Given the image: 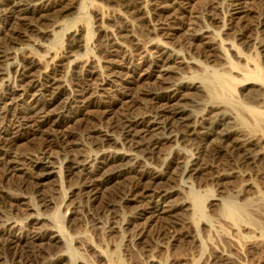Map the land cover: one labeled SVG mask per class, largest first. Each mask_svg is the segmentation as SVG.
Wrapping results in <instances>:
<instances>
[{"label": "bare ground", "instance_id": "6f19581e", "mask_svg": "<svg viewBox=\"0 0 264 264\" xmlns=\"http://www.w3.org/2000/svg\"><path fill=\"white\" fill-rule=\"evenodd\" d=\"M214 1L99 0L93 8L94 30L78 20L66 23L74 10H80V0H0V264H6L9 258L12 264H65L68 259L56 249L49 252L39 247L40 242L48 240L53 248L60 238L49 220L31 216L21 225L9 222L5 214V209H10L18 216L31 215L37 208L28 196L13 191L31 193L39 206H49L55 192L49 184L58 173L55 164L62 158L63 182L69 187L65 203L68 231L76 229L78 221L83 222V206H87L89 217L85 219H90L93 228L97 226V234L101 223L110 224L104 231L107 236H115L122 229L131 231L130 241L144 258L130 264H185L175 258L165 262L159 258L171 247L180 249L198 243L187 213L192 212L195 224L194 217H200L201 222L206 194L202 197L194 191L192 195L183 192L178 184L182 176L197 178L200 184L212 185L218 192L229 183L241 185L235 190L241 198L246 191L258 190L249 181L248 171L258 166L264 169V0H228L223 31L232 34L231 43L215 39L206 29L221 23L220 9ZM103 4L110 9H101ZM107 10L106 14L99 13ZM222 13L225 15V11ZM178 14L185 15L184 19L179 20ZM132 19L144 28V41L160 35L174 47L151 45L149 58L150 51L140 45L142 36L134 32ZM174 19H178L175 27ZM87 28L96 32L93 43L102 59L104 76L96 58L76 59L89 48L90 40H86L94 37ZM178 32L182 34L180 40ZM63 33L67 34L63 35L67 43L60 52L36 43L45 37L58 38L60 43ZM123 41L128 45L130 41L135 53L125 51ZM30 43L36 52L30 49L16 53L17 48ZM178 47H185L190 56L194 53L209 62L220 61L223 66L180 80L178 76L184 70L198 67V63L181 57L174 49ZM251 47L253 55L246 53ZM38 50L43 52L41 56ZM136 57L140 63L128 65ZM68 68L72 71L71 83L78 89L67 86ZM117 74L129 79L122 90L115 85ZM237 94L241 99L235 98ZM105 121L106 130L96 127ZM113 131L122 134L121 144L109 134ZM171 144L191 147V153L174 147L172 157L163 160L162 151ZM106 146L114 149L103 150ZM118 146L135 153H120ZM147 161L163 166L155 163L152 167ZM259 176H263L261 172ZM6 185L9 191L3 188ZM184 193L191 196L184 198ZM216 195H207L209 202L206 196L209 207L220 206L215 213L222 212L239 229L254 231L248 224L252 222L243 223V219H264L259 209H252L257 216L252 219L246 205ZM258 199L264 201V192ZM124 211L131 215L122 228L115 226ZM228 220L226 225L230 224ZM206 222H202L203 229ZM234 224L230 225L233 230ZM259 226L257 230L263 228ZM259 232L260 237L255 232V238L250 236L254 239L249 244L251 254L264 253V232ZM86 250L94 254L97 264H108L101 250L91 244ZM127 252L130 258L133 251ZM215 254L206 264H242L230 254Z\"/></svg>", "mask_w": 264, "mask_h": 264}, {"label": "rangeland", "instance_id": "374dc122", "mask_svg": "<svg viewBox=\"0 0 264 264\" xmlns=\"http://www.w3.org/2000/svg\"><path fill=\"white\" fill-rule=\"evenodd\" d=\"M80 1H82V6L80 7L79 5V8H80V10L78 9V11L77 10H74V12L72 13L73 15H70L69 17H68V19L66 20V23H69L70 21L71 22H73L74 20L75 21H79L80 23H84V24H87L88 26L90 25V27L91 26H93L92 28H94V30H95V17L96 16H94V14H95V9H93L94 8V6L95 5H97L98 3H99V0H80ZM97 1V2H96ZM228 0H215L214 1V3H216L217 5H218V8L220 9V11H219V19H220V24H216V25H214V26H206V29H208L209 31H210V33H212V36L215 38V39H217L216 37H218V39L217 40H222V39H225L226 41H228V42H230L231 43V41L233 40V36H232V34L230 33V34H224V32H225V30L223 31V24H224V22L226 21V12H227V7H228V4L230 3V1H228ZM227 2V3H226ZM215 4V5H216ZM102 6V7H101ZM100 7H101V9H103V10H105V8L106 9H110V7L108 6V5H106V4H103V5H101ZM110 6H112V5H110ZM220 6V7H219ZM222 6V7H221ZM108 7V8H107ZM96 8V7H95ZM112 8V7H111ZM224 8V9H223ZM226 8V9H225ZM100 9V8H99ZM100 9V10H101ZM93 11V12H92ZM225 11V15H224V13H222V12H224ZM102 12H104L105 14H106V12H108V10L107 11H99V13H102ZM122 12H124V10H122ZM94 13V14H93ZM93 14V15H92ZM103 14V13H102ZM75 15L77 16V17H75ZM96 15V14H95ZM179 16V20L180 19H184V16L185 15H182V14H178ZM73 20V21H72ZM134 19H132V21H133ZM177 20L178 19H174L173 21H172V23H173V25H174V27H175V25H176V22H177ZM223 20V21H222ZM89 22V24H88V22ZM174 21H175V23H174ZM70 22V23H71ZM86 22V23H85ZM134 22V23H133ZM132 22V24H133V26H134V32L138 35V36H142V33L145 31L144 30V28L142 29V26L141 25H139V23L135 20V21H133ZM137 22V23H136ZM171 23V24H172ZM173 25H171V26H173ZM217 27V28H216ZM88 30L89 29H91V28H87ZM85 30H86V28H84V30H83V34H85ZM94 30H92V33H94V35L91 33V30H89L90 31V34L89 35H91V38L92 39H87L86 40V42L88 41V40H90V42L88 43V45H89V48L88 47H86V50L85 51H83V52H80V53H82V54H80L79 53V55H80V57H79V55L76 57V59H84V58H87V57H91L92 59H94V60H96L97 62H98V64H99V69H100V73H101V75H103V74H105L106 75V73H105V70H103L104 69V67L102 66L101 67V62H102V59H101V57H100V54L97 52L96 53V48H94V46H95V39H96V32L94 31ZM215 34H217V35H215ZM63 35H67L66 33L64 34H62V36ZM224 35V36H223ZM65 36H63V39H62V41H60V43L57 41L58 40V38L56 39V38H52V37H49L48 39L45 37V38H43L42 40H40L39 39V41H37L36 43H39L40 45H42L43 44V46H46V47H49L50 49H51V51H55V52H60L62 49H63V47H66V43H67V41H65L66 40V37ZM156 36V35H155ZM155 36H153L151 39H145V41H144V39H142L143 38V36L142 37H140V40L142 41H140L141 42V44L140 45H142L144 48H143V50H145V48H146V52L148 53L149 51H150V53H145V54H147V56L149 57V58H152V54H151V52H153L152 51V47H150L151 45H153V46H157V45H167V47H170V48H173L174 46L172 45V43L170 42V40H166V38H164L163 39V37H160V35L157 37H155ZM177 36H178V38H179V40H180V38H181V36H182V34H181V32H178L177 33ZM230 36V37H229ZM232 36V37H231ZM155 37V38H154ZM229 37V38H228ZM51 38H52V40H51ZM232 38V39H231ZM50 39V40H49ZM162 39H163V41H162ZM177 39V37H176V35H175V37H174V40H176ZM50 41H51V43H50ZM56 41L58 42L57 44L59 45H57L56 44ZM165 41V42H164ZM54 44H53V43ZM66 42V43H65ZM94 42V43H93ZM167 42V43H166ZM170 42V43H169ZM127 43V44H126ZM166 43V44H165ZM124 44H125V46H124ZM144 44V45H143ZM148 44V45H147ZM168 44H171L172 45V47L171 46H168ZM65 45V46H64ZM87 45V46H88ZM122 45H123V48L125 49V51H128V52H130V54L131 53H133L134 51H133V49H134V46L132 45V43L129 41V45H128V42L126 41V42H124L123 41V43H122ZM52 46V47H51ZM131 46V47H130ZM224 47L226 46V48H228L229 47V44H225V45H223ZM127 47H129V48H127ZM133 47V48H132ZM132 48V49H131ZM179 48H181V49H179ZM34 50L35 49V46L34 45H32L31 43L30 44H25V45H23V46H21V47H19V48H17L16 49V53H21V52H24V51H27V50ZM54 49H56V50H54ZM60 49V50H59ZM130 49V50H129ZM175 50H176V52L177 53H179V55L181 56V57H185L186 58V60H190V61H193V62H195V63H198L197 65H198V67L197 66H195L193 69L195 70H193V69H189V70H184V74L182 75H179L178 76V78L181 80V79H185V80H188V79H186V78H188L189 76H191L190 74H192L193 75V73H194V76H197V75H199V76H202V75H204L205 73L206 74H208V73H212L214 70H212V71H210L211 69H208V68H216V69H220V68H222V64H219V63H221L220 61H215V62H209V61H207L206 59H204L203 57H201V56H196L197 54H192V56H190L189 55V52L186 50V48L185 47H178V48H174ZM13 50V49H12ZM89 50V51H88ZM246 53H248V54H251L250 52H252V55L254 54V49H253V47H251L249 50L248 49H246ZM34 52H36V50H34ZM40 52H42V51H40V50H38V52L37 53H39V55L38 56H41L42 54L40 53ZM43 53V52H42ZM89 53V54H88ZM135 53V52H134ZM82 55V56H81ZM92 55V56H91ZM133 55V54H132ZM183 55V56H182ZM200 57V58H199ZM96 58V59H95ZM137 59H139V60H137ZM135 60V61H134ZM134 60L130 63V64H128V65H131V64H136L137 65V63L139 64L140 63V58L139 57H136V58H134ZM101 61V62H100ZM137 61V62H136ZM207 63V64H206ZM199 64H201V67L199 66ZM202 64L203 65H205V67L204 66H202ZM263 65L264 64H262V62H261V66L263 67ZM211 66V67H210ZM205 68V70H204V68ZM70 68V67H69ZM68 68V70H70V71H67V77H66V80H67V82H68V84H67V86L70 88V89H78V87H75L72 83H73V81H71V75H72V71H71V69H69ZM202 68V70L201 71H199L198 69H201ZM192 70V71H191ZM203 70H204V73H203ZM188 71H189V73H188ZM191 71V72H190ZM197 71V72H196ZM199 71V72H198ZM222 71V70H221ZM182 72V71H181ZM223 72V71H222ZM104 76V75H103ZM182 76H186V77H182ZM125 77V78H124ZM117 78L118 79H116L117 81L115 82V85H116V88L117 89H124V87H125V84H126V82L127 81H129V79H128V77L127 76H118V74H117ZM123 79V80H122ZM127 80V81H126ZM130 81H131V79H130ZM72 82V83H71ZM119 82V83H118ZM120 85V86H119ZM124 85V86H123ZM128 85V84H127ZM117 86H119V88L117 87ZM129 87H131V85H128ZM80 89V88H79ZM101 95L102 96H105V94H103V93H101ZM235 98L236 99H241L239 96H238V94H237V96H235ZM249 106H252L251 104H249ZM262 110H264V108H261ZM115 114V113H114ZM114 114H112L111 116H114ZM106 123V121L105 122H101V123H97V125H96V127L97 128H101L102 130H106L107 129V124H105ZM105 127V128H104ZM111 132V131H110ZM109 132V134L111 135V137H113V139H115V141L116 140H118L117 141V143H119V144H121V142H122V138H121V136H122V134L121 133H119V131L118 132H115V131H113L112 133H110ZM121 134V135H120ZM121 140V141H120ZM85 145H87L88 147H91L90 145V143H86L85 142ZM174 147H176V149H181L182 151H184V152H186L187 154H190L191 153V147H186V146H183V145H175V144H171V145H167L166 147H164L165 149H163V153L165 154H163L162 155V157H164L163 158V160H165V159H168V158H171L172 157V155L171 154H173V151L175 150H173V148ZM112 149H114L113 147H111V146H106V147H104L103 148V150H106V151H111ZM117 149V148H116ZM118 152H120V153H122V152H124V153H127L128 151H130V152H128L129 154H131V153H135L134 151H132V150H130V149H128V148H125V147H122V146H118ZM171 150V151H170ZM173 150V151H172ZM94 151V150H93ZM92 151V152H93ZM100 151V150H99ZM132 151V152H131ZM171 152V153H170ZM127 153V154H128ZM140 155V154H139ZM142 155H140V157H141ZM171 156V157H170ZM166 157H168V158H166ZM141 158H143V156L141 157ZM145 160V159H144ZM148 162V161H147ZM148 163H151L150 164V166H152V167H155V165L157 164V166H163L162 165V163H156V162H148ZM156 163V164H155ZM65 165V158H62V159H60V160H58L57 161V163L55 164V170L59 173H57V175H55L54 177H53V181L51 182V184H49V189H53L55 192H54V194H53V199H52V203H50V207L49 206H39V204L37 203V200H35L36 199V197L33 195V194H31V193H28L27 192V194L26 193H18V192H16V191H13V190H11L10 192H12V193H14V194H24V196H28L27 197V200H29V202L36 208V210L35 211H33L32 213H31V215H25V216H18L16 213H14V211H12V210H10V209H5V214H6V218L9 220V222H12V223H14V224H25V223H27L28 222V220H29V218H31V216H34V217H39V218H45V219H47V220H49V222H50V224H51V227L53 226V228H52V230L55 232V233H57V234H55V235H58L60 238H58L57 239V241H55V242H57V243H54V245H53V248L51 247V245L50 244H48L47 243V241L48 240H46V241H43V242H40V245H39V247H41L42 249H45V250H47V251H49V252H51V249H56V251L58 252V253H65V255H67V257H68V259L65 261V264H78L79 263V261L81 260V261H83L84 262V264H97L98 262H97V260H96V257H94L93 255L94 254H91V253H89V252H86L87 250H86V246H88L89 244H91V245H93L95 248H97V250L99 249V251L101 250V252H99V253H102V255H104L105 257H106V261L108 262V264H130L131 262H132V260L133 261H140V260H142L143 258H144V256H143V254H142V252L137 248V247H135V245H133L132 244V242L130 241L131 240V237H130V233H131V231L129 230H123L122 229V232H121V230H120V232H117V233H115V236L112 234V236L111 235H109V236H107V234H105L104 233V231L107 229V227L110 225V224H99V228L98 229H100V233L99 234H97L98 233V230H97V233H96V227L97 226H95V228H93L94 226L92 225V223L90 222V219L88 218V219H85L86 217H89L88 215H87V213H89L88 212V210H89V208L87 207V206H83V211H84V214L86 213V216H85V218H84V216H82L83 218H82V221L83 222H81V221H78L79 222V224L77 225V228L76 229H73V230H75V231H73L72 229L70 230L69 229V231H68V227H67V222H66V212H67V210H66V208H65V203L68 201V198H69V187H68V184H66V182L64 181L63 182V179H64V170L62 169L63 168V166ZM154 165V166H153ZM261 166H258L257 167V169L255 168V169H253V170H249L248 171V173H251V175L249 174V177H248V179H249V181H251L256 187L258 186V190H256V192H248V191H246L247 192V194H246V192L244 193V195L245 196H242V198L240 197V196H237V191L238 190H240L241 189V185H238V187H234V183H229V184H227V185H225V187L223 188V189H220V190H222V192H220V190H219V192L218 191H215V187L213 186L212 187V185H206V184H202V181H201V184L199 183L200 182V180H198L197 178H193V179H191V180H189L188 179V177H185V176H182L179 180H181V181H179V185H180V189L181 190H183V192H190V194L192 195V194H200V196H202L203 197V195L202 194H206V196L207 195H210V194H212L213 192H214V194L216 195V194H218V195H216L217 197H221V198H230L231 200H233V201H235L237 204H239V205H242V206H245L246 208H247V212L249 213V216H251V218L253 219L254 218V214H253V210L252 209H259V211L261 212V213H264V210H263V206L264 205H262L261 203H263L264 204V201H261V200H259L258 198L259 197H261L262 196V192H264V178H263V176H264V169L262 168ZM256 170H258V172L256 171ZM259 170H260V172L262 173V177H258V174H260V172H259ZM61 175H63V176H61ZM55 178V179H54ZM188 179V180H187ZM193 180V181H192ZM199 181V182H198ZM191 182V183H190ZM199 183V184H198ZM234 184V185H233ZM178 185V186H179ZM5 190H8L9 191V188H10V186H7L6 185V187H3ZM7 188V189H6ZM260 188V189H259ZM188 189H190L189 191H188ZM214 189V190H213ZM262 189V190H261ZM206 190H208V192L206 191ZM235 190H237V191H235ZM192 191H194V193L192 192ZM16 192V193H15ZM192 192V193H191ZM217 192V193H216ZM259 192H261V193H259ZM188 193H184V194H182V196L184 195V196H186V197H184V198H188V196L190 195H187ZM255 195H257L258 196V198H257V196H255ZM259 194V195H258ZM190 195V196H191ZM33 196H34V198H33ZM56 196V197H55ZM205 196V198L203 197V199L205 200L204 201V204L205 205H203L205 208H204V210H203V216L204 217H207V219L206 218H204V217H201V222L200 221H198V219L200 220V217H194V219L196 220V222H198V223H196L195 224V222L193 221V218H192V212H188L187 214L190 216V218L192 219H189L190 221H192L191 223H193L192 225H191V229H192V233H193V235H194V237H195V239L197 240V242L199 243H196V244H194V245H191L190 243H188V244H186L187 245V247H186V245H182L181 247H180V249H173L172 247L171 248H169L168 250H166L165 252H164V254H162L163 255V257L160 255V260H162V262H165V261H167V259H169L168 261H170V260H173L174 258V261H177V262H181V263H185V264H206L208 261H209V259L210 258H212L213 256L212 255H216L215 253H227V254H230L233 258H235V259H238L242 264H264V253L263 252H256V253H254V254H251L249 251H250V248H249V244L250 243H252V240H254V239H252V238H255L254 236H253V232H255L254 233V235H257V236H259V234H257V231L259 232H264V219H262V218H258L257 216H255V217H257V218H254L255 219V222H254V219L253 220H248V219H243V220H246V221H243V223H247V222H252V223H248V224H250V227H254V228H252L254 231H252V232H248L249 230H246V231H244L243 229H239L238 228V225L236 226L234 223H235V221H231V220H228V218H226V215L224 216L223 214H222V212H221V214L219 213V215L217 214V213H215V212H217V211H215V209L216 210H218V209H220L221 207L219 206V208L218 207H214L213 209H211L210 207H209V205H208V203H207V201L209 202L210 201V199L211 198H209L210 196H207L208 197V199H207V197ZM254 196V197H253ZM64 197H65V199H64ZM240 197V198H239ZM256 197V198H255ZM56 198V199H55ZM179 198H181V197H179ZM244 198V199H243ZM206 199H207V201H206ZM252 200V202H251V200ZM256 199V200H255ZM250 200V201H249ZM259 200V201H258ZM256 203H254V202ZM258 203H257V202ZM249 202V203H248ZM68 203V202H67ZM252 203V204H251ZM58 204V205H57ZM261 204V205H260ZM208 205V206H207ZM248 206H250L249 208H248ZM47 207V208H46ZM58 207V208H57ZM84 207H86V208H84ZM40 208V209H39ZM207 208V209H206ZM58 209V210H57ZM81 209V208H80ZM248 209L250 210V211H248ZM262 209V210H261ZM39 210V211H38ZM41 210V211H40ZM206 210V211H205ZM212 210V211H211ZM221 210V209H220ZM53 211L55 212V211H57V212H59L60 213V215L62 216V218L64 219H62L61 217H59L60 215H59V213L57 214V212H55V214H56V216H54L53 214ZM213 212H214V214H213ZM123 214H122V216L121 217H123V219L121 220L120 219V221H119V223H117V225L116 224H114L115 226H120L121 228H122V226H123V221L125 222L126 221V219L131 215V213L130 212H128V211H124V212H122ZM190 213V214H189ZM205 213V214H204ZM252 213V214H251ZM211 214V215H210ZM217 214V215H216ZM124 215V216H123ZM254 215V216H253ZM217 216H220V217H217ZM219 218H220V220H219ZM226 218V219H225ZM202 219H204L205 220V222H206V220H207V227L205 228V229H203L201 226H202V222H204V220H202ZM218 219V220H217ZM224 219V220H223ZM260 219L262 220V221H260ZM54 220V221H53ZM58 220V221H57ZM230 221V224H228V225H226L227 223H225L226 221ZM260 221L259 223L257 222V221ZM220 221V222H219ZM90 222V223H89ZM221 222L223 223V225H220L221 224ZM262 222V223H261ZM58 223V224H57ZM224 223H225V225H224ZM231 223L232 224H234L235 226H236V228H235V230H233L232 228H231ZM61 224V225H60ZM119 224V225H118ZM199 224V226H197ZM236 224H240V223H236ZM255 224V225H254ZM258 224V225H257ZM262 224V229L261 230H257V229H260L261 228V226H259V225H261ZM104 225V227H102ZM107 225V226H106ZM252 225V226H251ZM254 225V226H253ZM92 226V227H91ZM100 226H101V228H100ZM197 229H195L194 227ZM230 228H229V227ZM259 226V227H258ZM106 227V228H105ZM120 228V229H121ZM210 228V229H209ZM238 228V230L240 231H238V230H236ZM94 229V230H93ZM194 229V230H193ZM208 230V231H207ZM256 230V231H255ZM72 231H73V233H72ZM95 231V232H94ZM125 231V232H124ZM207 231V232H206ZM233 231V232H232ZM235 231H236V233H235ZM243 231V232H242ZM259 232V233H260ZM59 233V234H58ZM73 234V235H72ZM75 234H76V236H75ZM80 234V236L78 237V235ZM98 236H97V235ZM129 234V235H128ZM196 234V235H195ZM264 234V233H263ZM252 235V238L250 239V236ZM84 237V239H83V237ZM85 236L87 237V239L88 240H85L86 238H85ZM75 237H78L77 239L75 238ZM100 237V238H99ZM260 237V236H259ZM127 238H129V240L127 239ZM83 240V241H82ZM251 240V241H250ZM130 241V242H129ZM84 242H85V244H84ZM83 243V244H82ZM126 243V244H125ZM248 243V244H247ZM260 244H261V241L259 242ZM84 245V246H83ZM86 245V246H85ZM132 247H131V246ZM197 245V246H196ZM200 245V246H199ZM96 246H98V247H96ZM128 246V247H127ZM189 246H191V247H189ZM130 247H131V249H130ZM133 247H135V248H133ZM85 248V249H84ZM102 248V249H101ZM126 250H125V249ZM129 248V249H128ZM171 249V250H170ZM128 250H132L133 251V254L132 255H130L131 257L129 258V254H128ZM168 251V252H167ZM126 255H125V254ZM261 253V254H260ZM217 254V255H218ZM249 254V255H248ZM78 255V256H77ZM257 257H256V256ZM72 256V257H71ZM76 256H77V258H76ZM249 256V257H248ZM74 257V258H73ZM79 257V258H78ZM162 257V258H161ZM251 257V258H250ZM74 260H73V259ZM172 258V259H171ZM179 258V259H178ZM209 258V259H208ZM254 258H256V259H254ZM85 259V260H84ZM112 259V260H111ZM136 259V260H135ZM177 259V260H176ZM181 259V260H180ZM9 261V262H8ZM72 261V262H71ZM77 261V262H76ZM256 261H259V262H256ZM7 263L6 264H12V260L9 258V260L7 259V261H6ZM111 262V263H110Z\"/></svg>", "mask_w": 264, "mask_h": 264}]
</instances>
